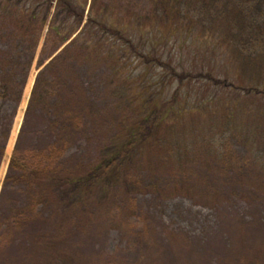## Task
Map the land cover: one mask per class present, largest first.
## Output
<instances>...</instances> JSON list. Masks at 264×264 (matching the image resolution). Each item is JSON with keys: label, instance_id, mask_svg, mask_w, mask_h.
<instances>
[{"label": "rangeland", "instance_id": "rangeland-1", "mask_svg": "<svg viewBox=\"0 0 264 264\" xmlns=\"http://www.w3.org/2000/svg\"><path fill=\"white\" fill-rule=\"evenodd\" d=\"M42 1L52 4L48 12L36 9L38 25L46 20V25L54 27L50 44L44 49L42 39L35 48L37 55L20 107L3 104L0 99L1 111L17 113L4 159H0V196L28 99L42 70L39 62H49L61 49L60 40L82 29L90 18L100 39L97 62L91 70L81 68L83 64L77 67L82 74L88 71L85 77L89 82L81 87L87 90L86 97L91 98L97 113L89 112L93 117L81 142L64 153L62 161L45 169L70 178H88L118 142L128 140L125 128L130 122L122 125L119 121L107 85L133 94L144 88L147 92V87H163L164 97L171 100L176 96L182 114L153 133L157 134L156 145L147 144L151 152L135 160L136 166L128 170L129 183L139 181L137 194L130 195L133 188L129 192L123 177L116 184L114 171L108 168L91 184L92 191L84 196L81 207L65 211L63 204L58 210L59 198L51 196L45 208L46 225L24 233L18 226L7 227L8 209L29 208L34 196H25L22 187L9 186L2 201L6 227L2 226L0 234V264H264V174L251 160V155L264 151V86L258 94L245 96L235 89L230 95L215 84L229 79L236 87L245 84L258 89L254 86L264 79V63L253 62L238 71L228 62L227 54L210 51L213 38L217 40L223 32L221 25L210 34H204L199 26L190 28L186 19L173 34L162 23L153 27V9L158 4L163 8L165 0H38ZM30 5V0H0V28H10L18 14L25 13L23 6L28 9ZM55 6L54 13L51 9ZM19 18L27 19L26 15ZM37 26L30 31L33 38L42 33ZM57 28L60 36L55 33ZM116 31L123 38L120 43ZM131 47L142 58L132 57ZM126 49L127 60L120 62L118 56ZM1 50L5 48L0 43ZM18 52L31 53L25 45ZM110 54L115 59L108 67L105 60ZM26 62L22 57L24 69ZM14 66L13 62L10 67ZM49 78L43 86L55 93L54 80ZM238 92L243 98L233 97ZM63 99L69 101L67 94ZM32 121V129L42 128L40 118ZM34 138L31 134L24 140L23 150ZM162 138L163 144H158ZM205 138L223 142L225 156L208 155L212 145L202 142ZM177 147H187L190 157L169 159L166 149ZM147 176H152V182H146L151 188L144 186Z\"/></svg>", "mask_w": 264, "mask_h": 264}, {"label": "trees", "instance_id": "trees-1", "mask_svg": "<svg viewBox=\"0 0 264 264\" xmlns=\"http://www.w3.org/2000/svg\"><path fill=\"white\" fill-rule=\"evenodd\" d=\"M151 19L153 27L162 23L172 34L181 30L180 21L182 19L188 21L190 28L201 27L205 31L204 34L212 33L221 25L223 32L218 38L217 45L226 48V53L233 54L231 56L233 64L238 67L243 66L241 59L247 60V62L261 61L264 63V0H165L163 8L158 4L153 9ZM90 24H93V21H90ZM94 27L91 26L89 31L82 32L38 76L0 199V234L2 226H5L2 201L9 186L22 187L21 192L25 196H34L29 200V208L14 206L8 209L7 227L18 226L24 233L46 225L45 208L49 206L51 196L59 198L58 210L63 204H66L63 207L65 211L81 207L83 199H85L84 196H88L92 191L91 184L108 168L114 171L115 178L113 179L116 184L121 183L123 177V181L128 184L129 192L133 188L130 195L137 194L141 188L136 181L129 183L128 170L136 166L134 162L138 157L142 158L145 152L142 145L149 144L151 146V142L156 145L157 134L153 133L157 132L168 120L171 121L182 114L175 97L171 100L167 99L166 95V98L164 97L163 89H161L163 87H147V92L146 88L142 90L146 93L138 91V94H133L125 88L113 86L109 89V85H107L106 90H110L109 97L114 100L112 105L118 112L119 121L122 125L130 122L125 128L128 131V140L118 142L113 153H107L104 156L103 164L95 167L88 178L83 179L81 176L70 178L56 171L46 170V166L56 160L62 161L65 157L63 154L81 142L83 131L90 118L93 117L89 112L97 113L91 103V98L86 97L87 90L81 87L89 82L85 77L88 75V71L82 74L79 70L81 68L91 70V65L97 62V46L100 39L98 31H94ZM60 34L59 31L57 35L60 36ZM69 36L70 34L62 38L61 42H65ZM24 37L22 36V38ZM118 37L121 36L118 34ZM2 38L8 39V35L2 36ZM213 39L216 46V39ZM32 42L30 44L25 40L23 44L28 46L31 51L36 47L38 40L36 42L32 40ZM74 49L78 50L74 52ZM132 49L136 48L131 47V51ZM127 55V49L123 50L122 54L118 56L120 62L126 61ZM23 56L27 59L25 69L22 65ZM131 56L136 59L142 58L135 51H132ZM3 58L5 63L0 69V99L3 104L11 103L18 107L34 53L13 55L10 50V52L3 53ZM111 59H115L112 54L105 60L108 67H111L109 62ZM13 60H15V66L9 72ZM78 64H83V66L78 68ZM120 71L121 69L114 75H119ZM51 74L55 75L52 77L53 79L47 76ZM47 78L49 81L54 80L52 87L55 86V93L46 90L43 86ZM17 79L19 82L16 83ZM262 85L264 86V79L255 87H262ZM75 86H77V90ZM64 94L69 97L68 102H63ZM148 94L149 96L145 97ZM129 97L135 98V100ZM0 113H3L0 118V159H2L10 138L16 110L12 113L0 110ZM36 117L42 120V128L37 130L35 127L32 129L31 126L32 120ZM31 129L32 131H30ZM31 134L35 135L34 143L30 144L27 150H23L22 144ZM162 140L163 138L158 141V144H163ZM202 142L212 145L209 148L211 150H208L209 155L211 153L220 158L225 156L223 142L209 141L206 138ZM133 146L136 148L132 149ZM165 146L166 144L164 148ZM215 146L217 149H214ZM183 149L185 152L168 149V156L172 159L177 153L188 155L187 147ZM254 155H251V160H254L255 168L260 174H264V151L260 150ZM225 166L228 167V165ZM228 169L233 170L234 167H228ZM87 182L89 184L86 186Z\"/></svg>", "mask_w": 264, "mask_h": 264}]
</instances>
